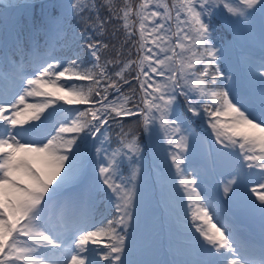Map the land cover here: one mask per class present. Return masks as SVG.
<instances>
[{
  "label": "snow or ice",
  "instance_id": "snow-or-ice-1",
  "mask_svg": "<svg viewBox=\"0 0 264 264\" xmlns=\"http://www.w3.org/2000/svg\"><path fill=\"white\" fill-rule=\"evenodd\" d=\"M0 264H264V0H0Z\"/></svg>",
  "mask_w": 264,
  "mask_h": 264
}]
</instances>
